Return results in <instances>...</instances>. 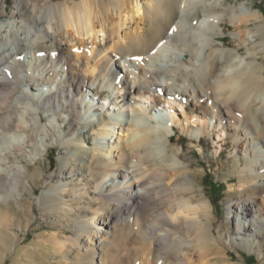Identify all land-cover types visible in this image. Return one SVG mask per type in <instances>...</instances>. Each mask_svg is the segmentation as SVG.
<instances>
[{
    "label": "bare ground",
    "instance_id": "6f19581e",
    "mask_svg": "<svg viewBox=\"0 0 264 264\" xmlns=\"http://www.w3.org/2000/svg\"><path fill=\"white\" fill-rule=\"evenodd\" d=\"M104 1L17 0L16 11L9 17L4 6L7 0H0V215L1 203L18 200L28 173L23 164L43 157L56 142L64 150L59 157L60 174L65 175L67 165L72 174L90 141L101 161L81 157L78 163L87 175L76 188L70 190L56 181V187L40 198L43 209L55 205L65 214L75 202L82 203L84 196L93 194L94 200H103L99 217L85 216L74 227V244L82 258L94 263L93 256L114 255L115 248L123 244L107 231L116 214L123 208L137 221L159 191L160 264H194L195 254L203 260L212 256L213 261L206 264H230L222 249L224 237L244 247L254 238L262 255L264 68L215 47L222 43L218 38L225 34L226 21L241 29L251 22L260 23L263 14L246 4L235 9L226 0ZM135 17L147 22L145 30L121 35ZM156 22L161 28L150 37ZM260 31L264 29L252 32L247 28L232 35L239 46L254 44V49L264 50V37L261 42L255 39ZM208 49L212 50L209 54ZM116 64L122 66L123 74L116 72ZM209 78L228 105L227 119L213 112L218 107L215 103L208 107L211 97L193 95L196 81ZM192 102L198 110L178 119L175 104L186 109ZM95 106L105 110L108 119L101 112L96 118ZM237 111L244 114L237 115ZM89 122L92 127L87 130ZM94 125L99 129L92 138ZM177 127L192 143L200 144L201 137L219 129L231 139L235 155L246 159L245 164L237 160L245 193L229 204L232 234L228 235L227 228L218 239L206 234H213L205 222L207 205L197 203L189 167L170 143ZM158 170L160 182L148 185L149 175ZM61 176L51 174L49 178ZM13 188L15 192L9 195Z\"/></svg>",
    "mask_w": 264,
    "mask_h": 264
},
{
    "label": "rangeland",
    "instance_id": "374dc122",
    "mask_svg": "<svg viewBox=\"0 0 264 264\" xmlns=\"http://www.w3.org/2000/svg\"><path fill=\"white\" fill-rule=\"evenodd\" d=\"M81 1L54 0V3H79ZM110 1L112 0H105L104 3L107 4ZM225 2L235 9L246 4L250 9L260 11L264 16V0H226ZM16 3L17 0H7V4L4 5L9 17L16 11ZM146 27L147 22L145 20L135 17L133 20L127 22V25L120 31V34L135 33L137 30L143 32ZM157 28H161L160 22H156L153 31L149 34L150 37L155 35L158 31ZM247 28L252 32L264 29V18L260 23L251 22L250 25L244 26L241 29H236L229 21H226L224 24L225 34L218 38L222 43H218V47H215V49L219 47L224 48L229 55L230 52H233L238 56L247 58V62L255 61L259 66L264 68V50L254 49V44L239 46L232 35L234 32L238 33ZM263 37L264 32L260 31L256 34L255 39H257V42H261ZM207 52L209 54L212 50L208 49ZM100 96L102 100L104 94L100 93ZM120 101H122V104L125 103L123 97H121ZM189 104L186 106V109H183L186 110V115L181 119L186 118L188 113L193 114L194 108H189ZM255 104L254 107H257L258 104ZM175 105V112L179 114L178 109L182 108L178 104ZM100 110L97 106L93 108V112L97 113L96 118L100 116ZM101 113L105 119H108V113L105 110ZM236 113L237 115L244 114L241 111V114L239 111ZM87 126V130H89L92 127V123L89 122ZM98 129L99 126L94 125L92 138L96 137ZM172 138H174L175 143L171 144H174L180 150V153H182L181 162L189 167L187 172L195 184V190L198 195L197 203L207 205L206 208L209 214L208 219L205 218V222L207 223V227L212 226V232L216 237H213V234L208 231L206 234L211 239H218L224 228L229 230L228 235L232 234L234 221L229 204L232 200L238 201L240 195L245 193L243 183L240 182L237 175V168L241 167V163L245 164L246 159L237 152V155H235L231 139H227V134L219 131V129L211 132L210 135L201 137V144L197 142L192 143L190 137L182 133L178 127L175 128V134ZM51 146L50 152H46L43 157L23 164V168L28 173L22 179L18 200L11 198L7 203H1L2 214L0 215V222L4 220V215L5 220L1 225L0 264H160L161 191L157 192L158 194H153L154 200L143 209V214L138 217L139 221L130 216L129 210L123 208L116 214L115 220L111 227L107 228V231L115 233L123 244L121 247L115 248V252L113 251L112 253L114 255L93 256L94 263L78 255V247L74 244L76 238L74 227L76 222L84 219L85 216L93 217L97 215L99 217V203L103 200H94L93 194L84 196L85 199L82 203L75 202L72 211L69 214H65L57 211L55 205L50 206L47 210L43 209L40 198L44 191H50L56 187V181H58V184L68 185L70 190L76 188V184L83 179L82 176L87 175L86 169L78 163L81 157H87L89 160L94 157L95 161L100 162L102 156L95 150L93 142L89 141L87 142L89 150L82 154L75 163L76 170L72 174H68L67 165L65 175L61 176L59 157L64 150L56 142ZM80 149L81 147L79 146ZM237 160H241L242 162L238 163ZM96 169L98 170V167ZM51 174H56L57 176H61V178L58 177L54 178L55 180H51L49 178ZM153 175H149L150 177L147 179L148 185H156L160 182L161 171H155ZM150 178L151 180H149ZM212 181L220 185L219 189L214 192V195L210 194L207 187ZM81 206L86 207V210H80ZM175 212L183 213L184 210L176 209ZM153 233L155 236H153ZM261 235L263 242L262 255L258 252L253 242L254 238H252V242L248 243L247 247H244L242 243L228 240L224 237L222 242H224L225 246L222 249L226 254L228 262L230 264H264V231ZM25 236L28 237L27 240L24 239ZM108 240H111L110 236ZM212 258L210 256L203 260L198 254H195L193 262L194 264H206L207 261H213Z\"/></svg>",
    "mask_w": 264,
    "mask_h": 264
},
{
    "label": "clouds",
    "instance_id": "9594fccd",
    "mask_svg": "<svg viewBox=\"0 0 264 264\" xmlns=\"http://www.w3.org/2000/svg\"><path fill=\"white\" fill-rule=\"evenodd\" d=\"M185 56L187 57V54H185ZM115 67H116V72L118 74H123V68L120 64H116ZM165 83L171 84L172 82L166 81ZM192 92H193V95H197L198 98H200V99H205V98L211 97V99L208 100V107H212V105L215 103L216 105H218V107L214 108L213 112L219 113L221 116H223L224 119L228 118V111H227L228 105L226 104L225 100L218 95V93L216 92V89L210 83V78L207 80H197L196 85L192 89ZM130 99H131V97L128 98L129 101H130ZM188 107L189 108H195L197 110L199 108V106L195 103L189 104ZM178 113H179V115L177 118L180 119V118L185 116L186 110L178 109ZM130 116H131V113H129V119H130ZM124 134L126 135L127 133L125 132ZM170 143H175L174 138H170ZM50 163H51V161H50ZM118 178L122 179L123 176L121 175ZM133 190H137L135 185H133ZM14 192H15V188L10 190L9 195H11ZM24 239L27 240L28 237L25 236Z\"/></svg>",
    "mask_w": 264,
    "mask_h": 264
},
{
    "label": "trees",
    "instance_id": "16d2710c",
    "mask_svg": "<svg viewBox=\"0 0 264 264\" xmlns=\"http://www.w3.org/2000/svg\"><path fill=\"white\" fill-rule=\"evenodd\" d=\"M208 190L210 192V194L214 195V192L217 191L220 187V185H217V183H214L213 181L207 185Z\"/></svg>",
    "mask_w": 264,
    "mask_h": 264
},
{
    "label": "snow or ice",
    "instance_id": "6c2138e0",
    "mask_svg": "<svg viewBox=\"0 0 264 264\" xmlns=\"http://www.w3.org/2000/svg\"><path fill=\"white\" fill-rule=\"evenodd\" d=\"M175 31H176V29H175V28H173V29H172V32H175ZM162 46H163V45H161V47H162ZM153 54H155V53H153Z\"/></svg>",
    "mask_w": 264,
    "mask_h": 264
}]
</instances>
